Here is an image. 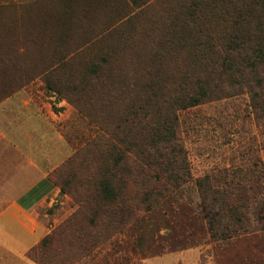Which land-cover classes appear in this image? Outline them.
Here are the masks:
<instances>
[{
	"label": "rangeland",
	"instance_id": "rangeland-1",
	"mask_svg": "<svg viewBox=\"0 0 264 264\" xmlns=\"http://www.w3.org/2000/svg\"><path fill=\"white\" fill-rule=\"evenodd\" d=\"M261 1L232 0L244 6L241 12L224 0L200 3L205 12L197 14L196 0H0V103L29 93L51 122L46 139L62 149L63 160L49 175L59 195L52 206L37 209L48 230L27 257L79 209L57 182L82 192V182L97 173L96 145L108 138L114 119L141 106L153 114L151 101L161 120L177 116L175 139L164 150L165 168L174 161L178 166L175 191L148 209L144 190L149 177L159 175H139L136 185L128 181L127 205L138 209L134 220L77 264H264V60L230 69L221 48L201 55L209 30L223 33L222 15L239 24L249 19L246 50L251 54L257 42L264 48ZM223 37L226 43L228 35ZM70 49H78L72 62ZM151 79L158 86L154 94L145 86ZM199 86L208 94L204 102L173 107L176 97L195 95ZM142 141L135 150L141 151ZM181 151L189 173L180 169ZM70 159L72 166L53 176ZM208 177L215 190L251 196L246 231L228 238L212 228L206 210L211 199L198 185Z\"/></svg>",
	"mask_w": 264,
	"mask_h": 264
},
{
	"label": "trees",
	"instance_id": "trees-1",
	"mask_svg": "<svg viewBox=\"0 0 264 264\" xmlns=\"http://www.w3.org/2000/svg\"><path fill=\"white\" fill-rule=\"evenodd\" d=\"M196 1L195 13L197 14H204L205 12V8H200V3L207 7L216 6L220 3V0ZM224 2L234 5V12H241L244 8L240 2L236 3L232 0L228 2L224 0ZM260 4L263 5L261 7L264 9V0ZM87 9L89 8L86 4L81 7L84 13ZM84 16L87 19L86 14ZM198 18L199 16L194 18L196 23ZM217 19H220V27L223 33L216 35L209 30V35L205 41L207 45L202 50L201 53L203 54L201 55L207 53L211 56L221 48L225 55L224 63H227L230 69L234 68L235 64H242L250 69L254 67L258 59L264 60V48L261 46V42L255 44L251 54L245 48L250 35L246 33L244 24H250L249 19H241L242 24L237 22L239 19H230V17L224 19L223 15L218 16ZM233 22H237L234 23L237 29L233 33H226V27ZM225 34L228 35L226 43L223 37ZM75 53H78V49H70L66 58H71L70 62H72L74 58L72 59L71 56ZM156 85L152 79L145 84L153 94L155 93L154 89L158 87ZM198 88L199 90L195 95L176 97L173 100V107H178L180 110L204 102L208 95L207 91L202 86ZM142 107L134 108L123 117L114 119L115 126L112 127V131L108 130V138H101L96 145L97 173L88 181L82 182V192H71L68 188L70 183H66L65 180L61 183L57 182L61 187V194L70 195L79 205V209L52 234L46 236L36 248H33L29 252V258L39 264H77L83 258L102 248L112 237L122 232L128 222L134 220L135 212L138 209L127 205V182L129 181L134 185L138 181L141 183V180L136 179L139 175H159L158 179L149 177L148 189L144 190L143 205L148 209L173 194L178 166L174 161L170 167L165 168L164 150H167V146L175 139L177 116L175 113H170L171 116L166 120H161L151 101L149 108L155 113H144ZM127 124L130 126L128 131ZM141 140H143L142 145L138 146L141 151L135 150L137 147L135 142H141ZM128 155L130 157L132 155L131 159H133L131 169L127 171ZM179 158L183 164L180 169L189 173L183 151L180 152ZM72 162L73 159H70L60 167L61 169L58 168L53 172V176L59 170L62 171V168L71 167ZM198 185L203 193H206L211 199V202L206 204V210L209 223L213 229L220 230L228 238L235 237L239 230L244 231L246 229L249 209L251 201H253L247 192L237 191L232 194L226 188L215 190L209 177L200 180ZM49 253H54L57 256L51 259L46 258Z\"/></svg>",
	"mask_w": 264,
	"mask_h": 264
},
{
	"label": "crops",
	"instance_id": "crops-1",
	"mask_svg": "<svg viewBox=\"0 0 264 264\" xmlns=\"http://www.w3.org/2000/svg\"><path fill=\"white\" fill-rule=\"evenodd\" d=\"M41 104L26 91L0 103V264H35L26 254L48 230L37 209L59 195L49 175L62 149L45 137Z\"/></svg>",
	"mask_w": 264,
	"mask_h": 264
}]
</instances>
